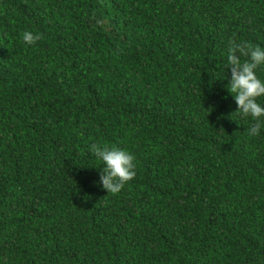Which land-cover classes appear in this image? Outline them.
Here are the masks:
<instances>
[{"label":"trees","instance_id":"trees-1","mask_svg":"<svg viewBox=\"0 0 264 264\" xmlns=\"http://www.w3.org/2000/svg\"><path fill=\"white\" fill-rule=\"evenodd\" d=\"M233 39L264 49V0H0V264H264ZM94 143L135 156L118 194Z\"/></svg>","mask_w":264,"mask_h":264},{"label":"clouds","instance_id":"clouds-1","mask_svg":"<svg viewBox=\"0 0 264 264\" xmlns=\"http://www.w3.org/2000/svg\"><path fill=\"white\" fill-rule=\"evenodd\" d=\"M41 39L39 33H22V40L28 45H35ZM261 65H264V49L247 41H229L227 68L231 69V79L227 88L234 95L238 105L235 112L255 121L246 130L250 136L259 135L264 127V106L257 102L258 97L264 96V81L256 72ZM90 150L105 164L101 168V179L97 183H102L108 194H118L125 184L136 176L135 156L128 151L100 143L92 144Z\"/></svg>","mask_w":264,"mask_h":264}]
</instances>
